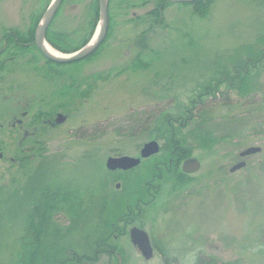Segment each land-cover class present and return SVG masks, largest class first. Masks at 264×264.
<instances>
[{
  "label": "rangeland",
  "instance_id": "374dc122",
  "mask_svg": "<svg viewBox=\"0 0 264 264\" xmlns=\"http://www.w3.org/2000/svg\"><path fill=\"white\" fill-rule=\"evenodd\" d=\"M94 1L65 0L53 29L86 25ZM51 2L0 0V264H264V0H113L101 44L70 64L33 45ZM24 110L37 130L19 155L8 123Z\"/></svg>",
  "mask_w": 264,
  "mask_h": 264
},
{
  "label": "water",
  "instance_id": "95a60500",
  "mask_svg": "<svg viewBox=\"0 0 264 264\" xmlns=\"http://www.w3.org/2000/svg\"><path fill=\"white\" fill-rule=\"evenodd\" d=\"M99 1V9H100V16L102 18V26L101 30L93 43V45L88 46L87 45L83 46L80 48L78 51H75L71 54H67L64 56V58H55L49 56L40 46L41 39L44 37V32L53 18L57 8L59 7V4L61 0H53L49 8L47 9L46 14L44 15V18L42 21L39 23L37 29H36V35H35V44L37 45L38 49L40 50L41 54L48 60L54 62V63H59V64H64V63H71L74 61H79L88 55H90L103 41L105 34L107 32V21H108V16H107V3L108 0H98ZM170 3H192L196 0H167ZM63 117L58 115L57 122L61 121ZM59 120V121H58ZM159 146L156 141H150L145 143L142 148L140 149L139 152V157H130V156H118V157H108L106 160V167L107 169L113 171V170H128L133 167H136L140 163V159L142 158H147L156 152H158ZM260 148L257 146H251L239 153L241 157L243 156H248L250 154H254L256 152H259ZM244 166V161H240L233 165L230 169L231 172L240 169L241 167ZM200 167V163L196 158H187L182 162L181 165V170L184 173H193L197 171ZM130 238L133 244L137 246L141 254L145 259H149L152 256V248L149 243V239L146 235V233L137 228H132L130 230Z\"/></svg>",
  "mask_w": 264,
  "mask_h": 264
},
{
  "label": "trees",
  "instance_id": "16d2710c",
  "mask_svg": "<svg viewBox=\"0 0 264 264\" xmlns=\"http://www.w3.org/2000/svg\"><path fill=\"white\" fill-rule=\"evenodd\" d=\"M64 1L65 0H61L58 9L55 12L56 15L59 13L61 8L63 7ZM118 1L125 2L127 7H133V6H136L137 4H146L150 0H140V2H138V0H118ZM153 1H155V3H157L158 6H160V8H162L163 4H165V2H167L166 0H153ZM112 2H113V0H108V6H107L108 21H110V17H111L110 9H111V3ZM190 4H195L197 6L202 4L203 7L205 6L204 0H196ZM205 7H207V5ZM152 11L155 13L156 8L153 9ZM55 14H54L53 19L51 20L50 24L48 25V27L45 31V40L50 45H52L54 48H56L57 50H59L63 53H70V52H73L75 50H78L79 48H81L82 46H84L88 42V40L91 36L92 29H93L94 25L97 24V22H98V17H99L98 0H95L94 2H92L89 5V15L91 17L88 21H86V19H85L86 25H81L82 27H79V25H77L75 27L70 28L69 30L55 31V29H53V23H54L55 17H56ZM79 28H81V29H79ZM24 40L25 39L18 38L17 42L24 43L23 42ZM260 53L263 55V57H261L259 60L264 62V47L260 51ZM32 231H35V233H37L38 230H37V228H35ZM32 231L30 233H33ZM35 233H34V235H36ZM36 247H38V246H36ZM30 248H31V246H30ZM31 252H30V254H31ZM30 254L28 255L27 261H25V259L23 258L24 264H31L32 256ZM166 258H167L166 256H163V260H164L163 262L165 264H171L170 259H166ZM71 260L74 261L73 264H80L82 261L86 260V258H84V257L81 258L80 256H73V259L71 258ZM208 262L209 261L202 259L199 256V257H196L195 263H193V264H207Z\"/></svg>",
  "mask_w": 264,
  "mask_h": 264
},
{
  "label": "flooded vegetation",
  "instance_id": "af4514ba",
  "mask_svg": "<svg viewBox=\"0 0 264 264\" xmlns=\"http://www.w3.org/2000/svg\"><path fill=\"white\" fill-rule=\"evenodd\" d=\"M19 46L22 45H26V42L24 43H17ZM6 48H8L6 46ZM5 50L4 47L0 48V53H2ZM11 56L9 57H5V60H11ZM28 112L26 110L20 112V118H11V120H9L8 126L10 127L8 130L10 132H8V134L11 136L10 141H12V145H16L17 149L15 150L16 154H21V150L22 148L27 149V138H32L33 136H35L36 134V127L35 125H33L31 122V120L28 121H24L26 120L25 117L27 116ZM30 118V117H29ZM35 118V117H34ZM4 124L5 123H0V131L4 129ZM32 141V140H31ZM9 156H7L8 158ZM186 159V158H185ZM11 162H15L16 160L13 158H10Z\"/></svg>",
  "mask_w": 264,
  "mask_h": 264
},
{
  "label": "bare ground",
  "instance_id": "6f19581e",
  "mask_svg": "<svg viewBox=\"0 0 264 264\" xmlns=\"http://www.w3.org/2000/svg\"><path fill=\"white\" fill-rule=\"evenodd\" d=\"M101 26H102V18L100 16V21H99V24L97 25L95 35L93 36V38L90 41V43L88 44V46L93 45V43L95 42V40H96L100 30H101ZM40 46L49 56L55 57V58H64L63 55L59 54L57 51L52 49L43 39H41Z\"/></svg>",
  "mask_w": 264,
  "mask_h": 264
}]
</instances>
